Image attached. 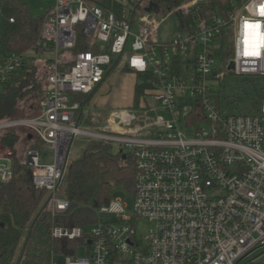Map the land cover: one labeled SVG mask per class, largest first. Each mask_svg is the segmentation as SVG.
Masks as SVG:
<instances>
[{
  "label": "built area",
  "instance_id": "2783aa9c",
  "mask_svg": "<svg viewBox=\"0 0 264 264\" xmlns=\"http://www.w3.org/2000/svg\"><path fill=\"white\" fill-rule=\"evenodd\" d=\"M202 1L178 11L188 14ZM262 6L264 0H244L228 23L202 18L195 32L165 40V18L145 8L135 9L139 14L131 19L88 0H56L38 42L51 52L13 54L0 63V94L31 61L43 65L41 113L1 121L0 137L28 133L22 141L31 145L20 159L32 169L35 188L48 193L44 213L55 219L70 209L59 190L75 139L113 144L136 165L133 212L122 199L97 207V222L81 247L85 255L53 254L51 264H264V101L251 114L221 110L229 74L264 77ZM227 24L233 28L232 57L223 62L219 37ZM79 34L89 50L74 54ZM257 45L258 55L245 54ZM114 56L128 58L124 66L134 72H153L157 107L143 97L141 111H115L102 126H86L76 98L105 81ZM153 111L161 114L151 118ZM13 178L14 153L0 149V183ZM140 218L153 224L142 239ZM83 235L80 228L52 229L53 239Z\"/></svg>",
  "mask_w": 264,
  "mask_h": 264
},
{
  "label": "trees",
  "instance_id": "16d2710c",
  "mask_svg": "<svg viewBox=\"0 0 264 264\" xmlns=\"http://www.w3.org/2000/svg\"><path fill=\"white\" fill-rule=\"evenodd\" d=\"M132 0H88L91 5L116 13L123 17L129 13L130 18L138 16L139 11L128 10L126 2ZM193 0H151L160 8V14L153 16L167 18L175 15L179 33H193L197 22L202 19L217 17L224 23L229 22V15L244 0H204L193 7L188 14L178 9ZM3 14L0 31V63L13 54L51 52L50 47L38 46L46 13L34 17L21 0H0ZM146 9V8H145ZM144 9V10H145ZM138 10H143L138 6ZM11 19L14 22H11ZM88 39L79 34L74 54L89 50ZM222 46L219 51L224 62L232 57L233 28L230 24L223 27L219 37ZM230 49V51H229ZM228 50V52H226ZM122 56H114L112 65L105 77L119 68ZM124 71L136 74L134 108L141 111L142 97L158 89L153 72L137 73L129 66ZM34 64L14 73L0 94V122L17 119L18 106L24 100L45 99V75L39 81ZM79 95L76 100L81 103L80 121L89 127H100L107 120V115L94 122L91 115L84 113L96 94ZM42 111V108H41ZM41 113V112H40ZM39 113V114H40ZM38 114V115H39ZM37 115V116H38ZM25 118V117H23ZM22 140L19 131H11L0 137V143L14 153V178L7 184L0 183V264H20L21 251L27 249L25 260L21 264H50L52 253L59 256L76 255L85 245L88 230L97 222L96 208L107 206L113 200L117 188L134 193L136 165L129 154L114 152L113 144L87 142L83 154L69 163L59 190V197L70 203V209L63 216L53 219L43 212L48 193L37 190L34 185L32 169L21 162L17 146ZM38 147V146H37ZM36 148V147H35ZM68 229L80 228L84 235L80 239H53V227Z\"/></svg>",
  "mask_w": 264,
  "mask_h": 264
},
{
  "label": "rangeland",
  "instance_id": "374dc122",
  "mask_svg": "<svg viewBox=\"0 0 264 264\" xmlns=\"http://www.w3.org/2000/svg\"><path fill=\"white\" fill-rule=\"evenodd\" d=\"M21 1L22 3H25L28 6L29 11L34 17H42L56 3V0H21ZM150 1L151 0H132V2L127 1L126 7L128 10L137 9L138 6L144 9L149 6ZM162 19L164 18H160V20ZM2 21H3V14L0 7V31L2 27ZM161 33H162V38L165 40H171L179 35L178 23L175 15L172 14L164 19ZM49 57H50L49 55L46 56V58ZM127 60L128 58H125L122 61L119 68H116L114 71L118 73H122L123 67L127 62ZM30 63L34 64V66L36 67L38 72L37 76L39 77V81H41V78L43 77L44 74V71H42L43 65L37 60H33ZM112 87H113V91L115 92L121 86L118 82H116L114 83V86L112 85ZM222 88L225 89L224 91L225 97H223L221 100V110L223 114H228V115L251 114L253 110L258 109L264 101V77L247 78V77H239L234 74H229ZM120 90L123 91L124 88L123 89L121 88ZM152 95L153 92H148V95H146L144 98L147 101V103H149L152 107L156 108L157 103ZM39 101L38 99H29L21 102L20 105L18 106L19 113L16 116L17 119L23 117L25 118L37 117V115L41 112V108H42V103L41 102L39 103ZM118 103L119 102L116 101L115 99H113V101H109L106 98L98 102V105L96 106L97 108L96 110H94V112L98 114H104V113L109 114L110 111L117 109L119 105ZM158 114L161 113L159 111H153L150 113V117L155 118V116H157ZM19 133L21 136H25L26 134H28L27 132L22 130H19ZM86 143H87L86 140L82 138H77L74 140L68 157L70 163L82 156ZM29 145L31 144L30 142L27 141L21 140L19 142L17 146V151L20 158L23 156L26 148ZM0 149L4 151L7 150L8 148L0 143ZM116 150L117 149L114 148V152H116ZM113 199L116 200L122 199L127 204V212L129 214L133 212L134 201H133L132 193L117 188L114 192ZM152 227L153 224H151L150 222L141 218L138 219L136 222L137 237L139 239H142L143 237L147 236L149 234V231L152 229ZM20 253H21L20 260L24 258L22 260L23 262L26 257L27 249L26 248L22 249ZM53 254L54 253H52L51 255V259L53 257ZM84 255H85V250L81 248L77 256L83 257ZM51 259H50V264H51ZM63 261L64 260H62L60 263L63 264Z\"/></svg>",
  "mask_w": 264,
  "mask_h": 264
},
{
  "label": "crops",
  "instance_id": "0c3cea01",
  "mask_svg": "<svg viewBox=\"0 0 264 264\" xmlns=\"http://www.w3.org/2000/svg\"><path fill=\"white\" fill-rule=\"evenodd\" d=\"M110 81H111V83H110ZM136 81L137 80H136V74L135 73L126 72V71H124V69H123L122 73H118L116 71H113L111 74H109L106 77L105 81L97 88L96 94H95L94 98L92 99L90 105L88 107L84 108V113L87 116L91 115L93 118V121L96 122V121H98L99 118L104 117L106 115L108 118L112 112L123 111V110H128V109L134 108ZM116 82H118L120 84V86H121V87H119L120 89L124 88L123 91L120 90L119 88H118L119 91H118V89L115 92L113 91L112 85L114 86V83H116ZM147 95H148V93H147ZM106 98L109 101H113V99L118 101L119 105L117 104L118 105L117 109L110 111L109 114L108 113L107 114L106 113H104V114L95 113L94 110H96V108H97L96 106L98 105V102H100ZM142 99H143V97H142ZM142 99H141L140 106H142L144 104ZM148 105H150V104L148 103ZM105 122H106V120H105Z\"/></svg>",
  "mask_w": 264,
  "mask_h": 264
},
{
  "label": "water",
  "instance_id": "95a60500",
  "mask_svg": "<svg viewBox=\"0 0 264 264\" xmlns=\"http://www.w3.org/2000/svg\"><path fill=\"white\" fill-rule=\"evenodd\" d=\"M145 12L147 13H154L156 15L160 14V8L157 4L150 2L149 6L145 9ZM99 206L98 204L96 205Z\"/></svg>",
  "mask_w": 264,
  "mask_h": 264
},
{
  "label": "snow or ice",
  "instance_id": "6c2138e0",
  "mask_svg": "<svg viewBox=\"0 0 264 264\" xmlns=\"http://www.w3.org/2000/svg\"><path fill=\"white\" fill-rule=\"evenodd\" d=\"M261 13L264 14V6L261 7ZM257 47L258 45L246 48L245 54L246 55H258V51L256 50Z\"/></svg>",
  "mask_w": 264,
  "mask_h": 264
}]
</instances>
